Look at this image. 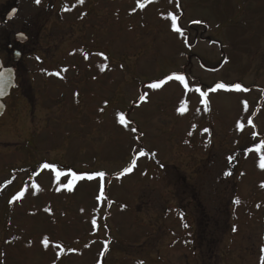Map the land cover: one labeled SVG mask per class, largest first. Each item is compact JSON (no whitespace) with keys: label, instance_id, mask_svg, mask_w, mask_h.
Returning a JSON list of instances; mask_svg holds the SVG:
<instances>
[{"label":"rangeland","instance_id":"rangeland-1","mask_svg":"<svg viewBox=\"0 0 264 264\" xmlns=\"http://www.w3.org/2000/svg\"><path fill=\"white\" fill-rule=\"evenodd\" d=\"M14 3L0 264H264V0Z\"/></svg>","mask_w":264,"mask_h":264},{"label":"snow or ice","instance_id":"snow-or-ice-1","mask_svg":"<svg viewBox=\"0 0 264 264\" xmlns=\"http://www.w3.org/2000/svg\"><path fill=\"white\" fill-rule=\"evenodd\" d=\"M35 2H36L37 4H39V3L41 2V0H35ZM77 2L80 3V4H83V3H84V0H77ZM137 7H139V8H143L144 5L138 3ZM194 23H199V21H196V22H194ZM171 27H172L173 31L178 32V33L180 32V28L177 27V17H176V16H171ZM182 34H183V33H181V35H182ZM173 79L178 80L181 84L184 85V87H185L186 89L188 88V85L185 83V78H184L183 76H179V75H177V76H173V75H170V76L167 77V80H169V81H171V80H173ZM164 83H165V81H160V82H156V83H151V84L148 85V87H149L150 89H159V88L161 87V85L164 84ZM233 87H234V89H235L236 91H240V90H241V85H239V84H235ZM225 88H226V85H225V84H223V83H217V84L215 85V87L211 89V91H216L217 89H225ZM195 91L199 92L200 89L197 88V89H195ZM201 96H202V97L207 96V93H206V92H202V93H201ZM140 99H141V100H144L145 97H144V96H141ZM201 103H205V104H206V101L202 99V100H201ZM180 111H181V112L184 111L183 105L181 106ZM120 123H121V124H125V123H126V121H125V119H124L123 116H120ZM249 123H251V121H249ZM241 127H242V126H241L240 124H237V128H241ZM205 131H207V130L205 129ZM189 135H191V133H189ZM262 148H264V142H262L261 144L257 145L255 151L259 152ZM140 155L143 156V155H145V153H144V152H141ZM134 166H135V160H133L132 164H131L129 167H127V168L124 169V172H125V173L131 172L132 167H134ZM259 166H260L262 169H264V156H261V160H260V164H259ZM42 167H43V168H51L52 165H50V164H43ZM229 174H230V173H228V172L225 173V175H229ZM56 175L59 177L60 173H57ZM99 175H100V176H103L104 174H103V173H100ZM89 179H91V177H89ZM9 183H10V182H9ZM262 186H264V185H262ZM33 187H35V185H33ZM68 187H69V190H70V186H68ZM57 190H59V189H57ZM23 195H24L23 192H19L16 196H14V197L12 198V200H13V201H14V200H17L19 197H22ZM11 202H12V201H9V203H11ZM236 203H239V200H237ZM45 210L47 211V209H45ZM95 223H96V221L93 220V225H95ZM234 230H235V229H234ZM44 245H45V247L48 246V239H47V237L44 238ZM56 246L59 247V245H56ZM105 247H107V246H105ZM61 251H63V249H61ZM57 258L59 259V255H58Z\"/></svg>","mask_w":264,"mask_h":264},{"label":"flooded vegetation","instance_id":"flooded-vegetation-1","mask_svg":"<svg viewBox=\"0 0 264 264\" xmlns=\"http://www.w3.org/2000/svg\"><path fill=\"white\" fill-rule=\"evenodd\" d=\"M15 5L16 4L14 3V5L12 6L15 7ZM12 6L10 8H12ZM6 13L0 12V26L8 22L5 20ZM19 32L23 33L26 36L27 41L25 43L21 44L15 41V35ZM11 36H12V40H10ZM28 42H29V37L27 33L22 30H17L15 32L11 30H4L0 32V60L2 62V66L11 67L14 70V74H15V85L12 89H19L18 75L20 71V62L23 59L24 54H25L23 47L27 45ZM13 51H18L20 53V59L18 61H14L13 55H12Z\"/></svg>","mask_w":264,"mask_h":264},{"label":"water","instance_id":"water-1","mask_svg":"<svg viewBox=\"0 0 264 264\" xmlns=\"http://www.w3.org/2000/svg\"><path fill=\"white\" fill-rule=\"evenodd\" d=\"M16 12V7H12L5 15V20H11L16 14ZM15 41L22 44L27 41V38L23 33L19 32L15 35ZM12 55L14 61H18L20 59V53L18 51H13ZM14 82V70L11 67H3L2 62L0 60V116L5 110L3 100L10 94L11 88L14 86Z\"/></svg>","mask_w":264,"mask_h":264}]
</instances>
